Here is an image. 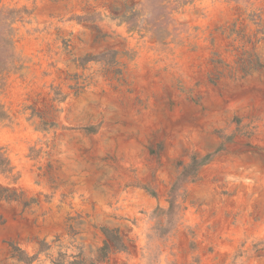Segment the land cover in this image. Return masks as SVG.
I'll return each mask as SVG.
<instances>
[{
  "label": "rangeland",
  "instance_id": "1",
  "mask_svg": "<svg viewBox=\"0 0 264 264\" xmlns=\"http://www.w3.org/2000/svg\"><path fill=\"white\" fill-rule=\"evenodd\" d=\"M0 10V264H264V0Z\"/></svg>",
  "mask_w": 264,
  "mask_h": 264
},
{
  "label": "trees",
  "instance_id": "2",
  "mask_svg": "<svg viewBox=\"0 0 264 264\" xmlns=\"http://www.w3.org/2000/svg\"><path fill=\"white\" fill-rule=\"evenodd\" d=\"M11 12H13V11L12 10L9 11V13H11ZM2 14H3L2 10H0V20H6V19L10 20V18L4 17V15L2 17ZM7 29L10 30V27ZM4 30H6V29L0 27V73L6 71V69H7V63L5 60L7 59L8 55H10V48L12 47V40L6 39L5 41H7V45L2 42L4 40V36H3V33L5 32ZM207 156L208 155L204 156L202 160H200L198 158V156H194L192 159V166L199 163V161L206 160ZM196 171H195V173H196ZM104 232L107 236V241L105 242V245L103 247L104 250L109 248V246H110L109 241L113 242L115 245L122 244L119 237H113V230H110L108 228H104ZM47 247H48V243L42 242L40 250H45ZM17 251L19 253H18V255L16 254V256H18L19 258H23L24 252L20 248H15L14 253ZM29 260L32 261L33 258L29 257ZM29 264H30V262H29ZM70 264H94V263H86L84 260L81 259V260H75V261L71 262Z\"/></svg>",
  "mask_w": 264,
  "mask_h": 264
}]
</instances>
